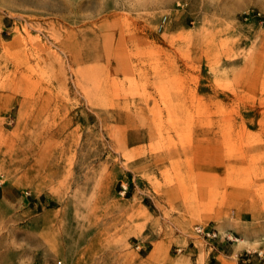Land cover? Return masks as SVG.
Returning <instances> with one entry per match:
<instances>
[{
    "label": "rangeland",
    "instance_id": "1",
    "mask_svg": "<svg viewBox=\"0 0 264 264\" xmlns=\"http://www.w3.org/2000/svg\"><path fill=\"white\" fill-rule=\"evenodd\" d=\"M0 264H264V0H0Z\"/></svg>",
    "mask_w": 264,
    "mask_h": 264
},
{
    "label": "built area",
    "instance_id": "2",
    "mask_svg": "<svg viewBox=\"0 0 264 264\" xmlns=\"http://www.w3.org/2000/svg\"><path fill=\"white\" fill-rule=\"evenodd\" d=\"M194 230L200 234L201 236H207V237H213L216 235V232L212 230V228H207L205 226H202L200 224L196 225L194 227Z\"/></svg>",
    "mask_w": 264,
    "mask_h": 264
}]
</instances>
